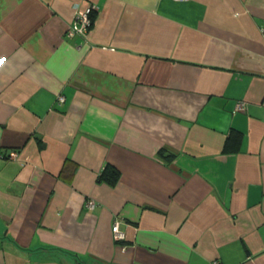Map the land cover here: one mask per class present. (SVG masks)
Returning <instances> with one entry per match:
<instances>
[{"label":"crops","instance_id":"crops-1","mask_svg":"<svg viewBox=\"0 0 264 264\" xmlns=\"http://www.w3.org/2000/svg\"><path fill=\"white\" fill-rule=\"evenodd\" d=\"M0 264H264V0H0Z\"/></svg>","mask_w":264,"mask_h":264},{"label":"built area","instance_id":"built-area-1","mask_svg":"<svg viewBox=\"0 0 264 264\" xmlns=\"http://www.w3.org/2000/svg\"><path fill=\"white\" fill-rule=\"evenodd\" d=\"M93 11V6L92 5H87L82 11H79L74 15V18L72 20V23L67 27L66 34L69 36H72L74 34H80V35H86L87 32L89 31V28L91 26V13ZM58 101H63L64 96L59 95L58 96ZM236 110H243L245 109V104L242 101H239L236 104L235 107ZM10 156L13 157L15 156V152L12 151L10 153ZM94 203L92 201L87 202L88 207H92ZM114 232H115V237L121 238L122 233L118 231L117 225L114 227Z\"/></svg>","mask_w":264,"mask_h":264},{"label":"trees","instance_id":"trees-1","mask_svg":"<svg viewBox=\"0 0 264 264\" xmlns=\"http://www.w3.org/2000/svg\"><path fill=\"white\" fill-rule=\"evenodd\" d=\"M92 17H91V22H93ZM239 139H240V134L236 131H232L226 139L224 150L230 151L236 149L238 147ZM119 176H120L119 170L110 163H106L98 174V180L105 182L110 186H114L117 183Z\"/></svg>","mask_w":264,"mask_h":264}]
</instances>
